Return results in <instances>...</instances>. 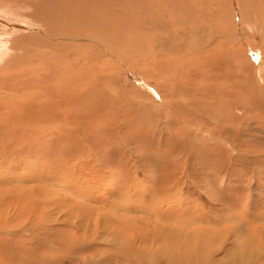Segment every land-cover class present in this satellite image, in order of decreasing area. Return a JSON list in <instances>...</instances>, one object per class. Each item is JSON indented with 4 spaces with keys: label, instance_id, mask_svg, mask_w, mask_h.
Segmentation results:
<instances>
[{
    "label": "rangeland",
    "instance_id": "374dc122",
    "mask_svg": "<svg viewBox=\"0 0 264 264\" xmlns=\"http://www.w3.org/2000/svg\"><path fill=\"white\" fill-rule=\"evenodd\" d=\"M16 1L0 264H264V0H190L241 11L230 22L173 0H51L49 31L33 16L44 0ZM90 12L99 34L77 20ZM21 35L52 58L10 53Z\"/></svg>",
    "mask_w": 264,
    "mask_h": 264
},
{
    "label": "bare ground",
    "instance_id": "6f19581e",
    "mask_svg": "<svg viewBox=\"0 0 264 264\" xmlns=\"http://www.w3.org/2000/svg\"><path fill=\"white\" fill-rule=\"evenodd\" d=\"M35 1V0H34ZM50 1L51 0H44V3H43V5L40 7V8H36L37 10L35 11V13L33 14V16H36V18L37 19H39L41 22H43L44 23V25L46 26V28H47V30L49 31V27H48V24H49V22H50V20H51V16H50V13H49V9H50V6H51V4H50ZM65 1V0H64ZM67 2V4L68 5H70V7H71V3H73L75 0H66ZM86 1V0H85ZM159 2H164L165 0H158ZM210 1V0H209ZM213 1H216V0H213ZM239 1H242V0H232V3H235V6H236V8L237 9H239L238 7L240 6V2ZM254 1L255 0H250V2H249V0L247 1V2H249L248 4H254ZM32 2V1H31ZM35 2H37V1H35ZM41 2V1H40ZM93 2V1H92ZM95 2V1H94ZM109 2V1H108ZM111 2H118V0H111ZM175 2H177V5L175 4ZM178 2H183V4L181 5H179L178 4ZM196 2V1H195ZM201 2V1H200ZM243 2V1H242ZM70 3V4H69ZM76 2H74V4H75ZM91 3V2H90ZM99 3V2H98ZM166 4H168L170 7H168L169 9H171V10H173V11H175L174 9H176V8H178V6L180 7V8H184V10H186L185 8H187V9H189V10H192V11H196V12H200V9H205L207 12H208V17H210V15H213L214 13H215V11L217 10V9H221L222 10V13L223 14H221L222 16H220V18L222 19V21H227V22H230V21H228L229 20V16L230 15H233L234 13V15H236L235 16V18L236 17H239L240 15H241V11H236V12H233V14L231 13V11H230V8H229V10L227 9V7H223L224 5L222 4V3H220V4H217L215 7L214 6H210L211 5V3H204V4H200V3H198V4H196V5H194L190 0H173V1H171L170 3H168V2H165ZM245 3H246V1H245ZM81 3H79V5H80ZM99 4H101V3H99ZM143 4L144 5H148V4H150V7H152V9L155 7V5H157V4H159L158 2H156V0H133V6H138L139 8H143V9H145L144 8V6H143ZM209 4V5H208ZM247 4V3H246ZM245 4V5H246ZM251 4V8H252V5ZM67 5V6H68ZM76 5V4H75ZM74 5V6H75ZM78 5V4H77ZM82 5V4H81ZM102 5V4H101ZM214 5V4H213ZM83 6H84V4H83ZM82 6V7H83ZM92 6V5H91ZM97 6V5H96ZM22 7V6H21ZM25 7H26V4H25ZM62 6L60 5V8H61ZM64 7V6H63ZM66 7V6H65ZM82 7H80L81 9H83ZM88 7H89V5H88ZM113 7V6H112ZM250 6H248V8H249ZM18 8H20L18 5H17V1L16 0H0V22H2V24H3V27H1L2 28V30L1 31H3V40L2 39H0V54H1V51L3 50V53H4V51H5V49H7L8 50V47H7V45H8V42H10V41H8V38H10L11 37V35H8V33H7V30L6 29H8L9 27H11L12 26V28L14 27V26H16V25H10V22H9V20H10V18H12V16H17L18 14H17V11H18ZM29 8V7H28ZM31 8H33V6L31 7ZM68 8H69V6H68ZM76 8H78V7H76ZM167 8V7H166ZM179 8V9H180ZM232 8V7H231ZM241 8V7H240ZM247 8V9H248ZM66 9H67V7H66ZM80 9V10H81ZM94 9V8H93ZM97 10H98V8H96ZM62 10H63V8H62ZM65 10V9H64ZM68 10H70V9H68ZM74 10V9H73ZM72 10V11H73ZM84 10H85V8H84ZM108 10V9H107ZM178 10V9H177ZM263 10V9H262ZM8 12V14L7 15H3V12ZM53 11V10H52ZM65 11H67V10H65ZM88 11V10H87ZM86 10H85V12H87ZM22 12V11H21ZM26 12V11H25ZM29 12V11H28ZM70 12V11H69ZM83 12V11H82ZM178 12V11H177ZM203 12V11H202ZM73 13V12H72ZM81 13V12H80ZM118 13V12H117ZM116 13V14H117ZM179 13V12H178ZM219 13V12H218ZM26 14V13H25ZM52 14H53V12H52ZM82 15H83V13H81ZM88 14V13H87ZM202 14V13H201ZM56 15V14H55ZM67 15H69V14H67ZM70 15H72L71 14V12H70ZM92 15H94V17H92ZM200 15V14H199ZM63 16V15H62ZM207 16L206 17H204V16H201V19H202V21H205V19L207 18ZM53 17V16H52ZM82 17H84V15L82 16ZM82 17H78L77 18V20H79L80 22L79 23H81V24H85L86 22H89L90 23V25H92V30L95 32L99 27H100V25L102 24L103 25V23H101L100 25H99V23L100 22H102L103 21V17L102 16H99V14H97V13H93V12H90V18L89 17H86L85 19L84 18H82ZM137 17H139V16H137ZM171 17V16H170ZM198 17V16H197ZM217 17H219V15H217ZM26 18V17H25ZM182 19L183 20H185V23L186 22H193V23H195V21H196V19H194L192 16H189L188 14H186V15H184L183 17H182ZM3 20H6L7 22H3ZM16 20V19H15ZM207 20V19H206ZM98 21H100V22H98ZM106 21V20H105ZM175 21V20H174ZM209 21V20H208ZM237 21V20H236ZM94 22H97V23H94ZM133 22V21H132ZM176 22V21H175ZM182 22V21H181ZM180 22V23H181ZM201 22V21H200ZM28 23V22H27ZM55 23V22H54ZM144 23V22H143ZM140 24V23H139ZM8 25H10V26H8ZM88 25V24H87ZM21 26V25H20ZM142 26V25H141ZM230 26V25H229ZM62 27V26H61ZM67 27V26H66ZM96 27H98L96 30L94 29V28H96ZM123 27V26H122ZM139 27V26H138ZM16 28V27H15ZM15 28H13L14 30H16ZM101 28V27H100ZM219 28H220V26H219ZM223 28V27H222ZM23 29H24V27H23ZM28 29V28H27ZM25 30V29H24ZM86 30V29H85ZM100 30V29H99ZM117 30V29H116ZM227 30V29H226ZM28 31V30H27ZM37 31V30H36ZM97 33H98V31H96ZM95 32V33H96ZM101 32V31H100ZM21 33H23V32H21ZM28 33V32H27ZM71 33V32H70ZM113 34H114V32H112ZM112 33H111V35H112ZM33 34H34V32H33ZM36 34V33H35ZM58 34V33H57ZM99 34V33H98ZM160 34V33H159ZM8 35V36H7ZM20 35V34H19ZM48 35V34H47ZM46 35V36H47ZM0 36H2L1 34H0ZM15 36H17V32H15ZM51 36V35H50ZM50 36H48V37H50ZM66 36V35H65ZM77 36H79V35H77ZM92 36V35H91ZM110 36V35H109ZM4 37H6V38H4ZM13 37V36H12ZM34 35H21V36H19L17 39H16V41L14 42V41H12V45H14L15 47H9V48H11V51H9L10 53H12V52H15L16 53V51H19L20 53L22 52V50L23 51H29L28 49H29V47H34L35 49L36 48H42V49H44V48H46L45 50H43V52H44V56L46 55V58H47V55H51V53L53 52V53H55L54 51H51L50 49H48L47 48V44H38V46H35L36 45V42L37 41H35L34 40ZM72 37V36H71ZM227 37V36H226ZM225 37V38H226ZM0 38H2V37H0ZM41 38V37H40ZM39 38V39H40ZM60 38H61V36H60ZM73 39H74V36L72 37ZM78 38V37H77ZM91 38V37H90ZM111 38V37H110ZM223 38H224V36H223ZM224 38V39H225ZM11 39H14V38H11ZM52 39V38H51ZM57 39V38H56ZM62 39V38H61ZM61 39H58L59 41L61 40ZM212 39V38H211ZM15 40V39H14ZM42 40V39H41ZM53 40V39H52ZM55 40V39H54ZM77 40V39H76ZM76 40H74V41H76ZM79 40H81L80 38H79ZM78 40V41H79ZM97 40V39H96ZM214 40V39H213ZM219 40V39H218ZM56 41V40H55ZM92 41V40H91ZM222 41H225V40H222ZM228 40H226V42H227ZM40 42V41H39ZM46 42V41H45ZM48 42H49V40H48ZM51 42V41H50ZM53 42V41H52ZM57 42V44H58V41H56ZM64 42V41H63ZM63 42H61V43H63ZM73 42V41H72ZM81 42H83V41H81ZM81 42H78V44L79 43H81ZM13 43H16V44H13ZM23 43H24V45H23ZM94 43V42H93ZM96 43V42H95ZM154 44H155V42H153ZM153 43H152V45H153ZM91 44V43H90ZM98 44V43H97ZM59 45V44H58ZM57 45V46H58ZM70 45V44H69ZM72 45V44H71ZM86 45V44H85ZM51 46V45H50ZM50 46H49V48H50ZM62 46V45H61ZM118 46V45H117ZM120 46V45H119ZM32 47V49H30L31 51L32 50H34V48ZM76 47V46H75ZM98 47V46H97ZM123 47V46H122ZM28 48V49H27ZM59 48H60V46H59ZM66 48V47H65ZM117 48V47H116ZM57 49V48H56ZM67 49V48H66ZM70 49V48H69ZM73 49V48H72ZM75 49V48H74ZM115 50V49H114ZM51 51V52H50ZM66 51V50H65ZM72 51V50H71ZM40 52V51H39ZM38 52V53H39ZM2 53V54H3ZM67 53V52H66ZM68 53H69V51H68ZM71 53V52H70ZM78 53V52H77ZM4 54H6V53H4ZM37 54V53H36ZM41 53H39V55H40ZM58 56H59V53H56ZM56 54H54L55 56H56ZM60 54H61V52H60ZM13 55H14V53H13ZM32 55V54H31ZM33 55H35V54H33ZM53 55V56H54ZM71 55V54H70ZM6 56V55H5ZM22 56V55H21ZM57 56V57H58ZM66 56H68L67 54H66ZM72 56V55H71ZM49 57V56H48ZM56 57V58H57ZM62 57V56H61ZM12 58H13V56L12 57H10V63L12 62ZM29 58V57H28ZM28 58H26V59H28ZM51 58H52V55H51ZM50 58V59H51ZM56 58H54V59H56ZM85 58V57H84ZM48 59V58H47ZM49 59V60H50ZM61 59V58H60ZM67 59H69L68 57H67ZM7 60V59H6ZM23 60V59H22ZM25 60V59H24ZM30 60H31V58H30ZM32 60H33V58H32ZM31 60V61H32ZM37 60H39L38 58H37ZM53 60V59H52ZM57 60V59H56ZM59 60V59H58ZM63 61L65 60V59H62ZM21 61V60H20ZM29 61V60H28ZM40 61V60H39ZM60 61V60H59ZM59 61H57V62H59ZM25 62L27 63V61L25 60ZM42 62V61H41ZM56 62V61H55ZM65 62V61H64ZM67 62H69V60H67L66 61V63ZM7 63H8V61H7ZM7 63H6V65L5 66H7ZM54 63V62H53ZM60 63V62H59ZM59 63H57V64H59ZM62 63V62H61ZM60 63V64H61ZM70 63V62H69ZM79 63V62H78ZM29 64V63H28ZM47 64V63H46ZM49 64H51V63H49ZM80 64V63H79ZM26 65V64H25ZM30 65V64H29ZM33 65V64H32ZM43 65V64H42ZM64 65H66L65 63H64ZM11 66V65H10ZM13 66H14V63H13ZM13 66H12V68H13ZM17 66V65H16ZM18 66H21V64L20 65H18ZM24 66V65H23ZM23 66H22V69H23ZM28 65H26V67H27ZM44 66H45V64H44ZM56 66V65H55ZM72 66H74V65H72ZM77 66V65H76ZM49 67V66H48ZM67 67V66H66ZM65 67V68H66ZM4 68H6V67H0V74L2 73V72H4ZM21 68V67H20ZM55 68V67H54ZM58 68V67H57ZM62 68V67H61ZM69 68H71V67H69ZM8 69H9V67H8ZM11 69V68H10ZM13 69H16V68H13ZM25 69V68H24ZM46 69V68H45ZM60 69V68H59ZM72 69V68H71ZM74 69V68H73ZM35 70H36V67H35ZM61 70V69H60ZM8 71V70H7ZM10 71V70H9ZM57 71H58V69H57ZM61 71H63V70H61ZM5 73H7V72H5ZM10 73H12V71L10 72ZM14 73H16V71L14 72ZM60 73V72H59ZM69 73V72H68ZM4 75V74H3ZM14 76H15V74H13ZM12 75V76H13ZM62 75H63V73H62ZM1 76V75H0ZM9 76V75H8ZM10 80H12V78L11 79H9V81ZM8 82V81H7ZM14 82V81H13ZM12 83V82H11ZM9 84V83H8ZM10 85V84H9ZM16 89V88H15ZM17 90V89H16ZM22 90V89H21ZM20 90V91H21ZM25 91V90H24ZM153 93V92H152ZM3 94V93H2ZM1 94V95H2ZM68 94V93H67ZM15 98H17V97H15ZM33 98V97H32ZM1 100V99H0ZM3 104V103H2ZM53 104V103H52ZM29 132V131H28Z\"/></svg>",
    "mask_w": 264,
    "mask_h": 264
}]
</instances>
